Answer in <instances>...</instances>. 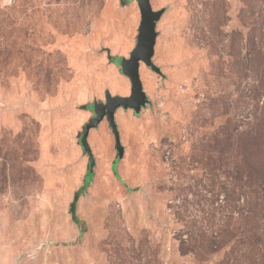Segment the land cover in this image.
<instances>
[{"label": "rangeland", "instance_id": "1", "mask_svg": "<svg viewBox=\"0 0 264 264\" xmlns=\"http://www.w3.org/2000/svg\"><path fill=\"white\" fill-rule=\"evenodd\" d=\"M120 1L0 0V264H264V0H151V103L116 114L119 178L108 122L90 132L74 205L82 106L130 95Z\"/></svg>", "mask_w": 264, "mask_h": 264}, {"label": "water", "instance_id": "2", "mask_svg": "<svg viewBox=\"0 0 264 264\" xmlns=\"http://www.w3.org/2000/svg\"><path fill=\"white\" fill-rule=\"evenodd\" d=\"M15 0H12L14 2ZM134 1V0H132ZM138 4L141 14V24L138 30V41L135 49L129 58L114 57L113 64L120 68V73L126 77L131 84L129 96H112L106 97V102L95 101L88 104L87 110L92 113V118L84 126L79 136V145L82 151L89 158L88 172L83 187L76 193L74 205L77 200L86 193L94 181L96 175V159L92 148L89 144V135L92 130L99 128L105 120L115 138V148L117 157L113 164V172L118 177V165L125 155V148L121 141V134L116 121V114L119 110L132 111L135 117H139L141 112L151 103L146 94L140 77V67L144 64L150 70L161 74L154 61L155 48L159 33L157 24L165 14L166 9L155 11L152 7L151 0H135ZM73 210V208H72ZM72 216L74 217V211Z\"/></svg>", "mask_w": 264, "mask_h": 264}, {"label": "trees", "instance_id": "3", "mask_svg": "<svg viewBox=\"0 0 264 264\" xmlns=\"http://www.w3.org/2000/svg\"><path fill=\"white\" fill-rule=\"evenodd\" d=\"M128 1H130V0H121L120 2L122 4V6H127L129 4ZM108 57H109V62L113 63L114 57H112V56H108ZM108 94H109V92H106V95H108ZM87 106H88V104L82 106V109L87 110ZM70 213L73 214L72 207L70 209ZM73 220L76 222V224H78V225L81 224V222L75 216L73 217Z\"/></svg>", "mask_w": 264, "mask_h": 264}]
</instances>
